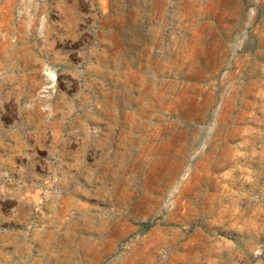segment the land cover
<instances>
[{"label":"rangeland","instance_id":"374dc122","mask_svg":"<svg viewBox=\"0 0 264 264\" xmlns=\"http://www.w3.org/2000/svg\"><path fill=\"white\" fill-rule=\"evenodd\" d=\"M0 264H264V0H0Z\"/></svg>","mask_w":264,"mask_h":264},{"label":"crops","instance_id":"0c3cea01","mask_svg":"<svg viewBox=\"0 0 264 264\" xmlns=\"http://www.w3.org/2000/svg\"><path fill=\"white\" fill-rule=\"evenodd\" d=\"M135 22L131 23L129 21V23L126 24V26H124L123 29H121L119 32L114 31L112 33V35H118L116 36L117 40L120 41L121 43V49L124 50H131V49H135V50H139L140 53H143V50H147L149 45L154 43V41H156V38H159L162 35V30H161V25H156L154 27H150V28H144L143 26H141V24L139 23V19L138 17H136L135 15ZM156 22H158L156 20ZM183 35H181L178 38V41L180 42V44L187 45L189 46L190 43L193 42V39L191 37V35L189 33H191V31L188 30V28H185ZM111 34V33H110ZM105 48H111L113 47V41L111 40V38L106 39L105 41ZM109 46V47H107ZM128 54L127 56H123L122 60H125L126 62H128ZM77 95L80 97H84V94L82 91L77 92ZM87 103H91V101H88ZM91 108H77L76 113L72 114V112H63L62 116L60 119H56L55 123L56 126H60V125H64V123H69L71 124V127H73L76 131H80L82 130V128H84V124L88 123L90 121H92L93 117H94V113L90 112ZM59 138H55L56 142L58 141ZM68 140H64V144H67Z\"/></svg>","mask_w":264,"mask_h":264}]
</instances>
